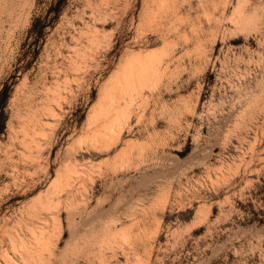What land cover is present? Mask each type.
Wrapping results in <instances>:
<instances>
[{
    "label": "rangeland",
    "instance_id": "rangeland-1",
    "mask_svg": "<svg viewBox=\"0 0 264 264\" xmlns=\"http://www.w3.org/2000/svg\"><path fill=\"white\" fill-rule=\"evenodd\" d=\"M0 264H264V0H0Z\"/></svg>",
    "mask_w": 264,
    "mask_h": 264
}]
</instances>
